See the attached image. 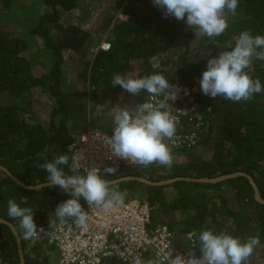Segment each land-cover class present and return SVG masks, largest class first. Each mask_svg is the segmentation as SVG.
<instances>
[{
    "label": "trees",
    "instance_id": "trees-1",
    "mask_svg": "<svg viewBox=\"0 0 264 264\" xmlns=\"http://www.w3.org/2000/svg\"><path fill=\"white\" fill-rule=\"evenodd\" d=\"M84 0H38L42 10L29 12L26 18H35L34 25L27 32L2 24L4 16L11 18L14 12L28 10L26 0H0V164L7 167L14 175L28 185L47 183L48 173L38 168L39 164L62 154L71 156L68 147L73 137L66 125L71 116L80 117L86 110V93L73 90L65 91L63 69L66 55L80 53L93 45L97 38L89 30L75 23H65L64 15L76 10ZM34 2V1H33ZM128 4H131L128 8ZM109 8L106 26L110 27L111 38L108 49L92 51L90 63L80 73V79L89 83V87L101 88L113 98L122 89L111 86L115 74L124 73L136 65L141 70L134 78H141L161 71L153 69L149 60L152 56L162 59L172 50L179 53L177 59L163 72L170 85L176 83L198 89L197 97L203 104L205 131L200 143L212 149L213 158L209 161L189 162L186 172H170L169 179L190 177L196 179L216 178L219 176L245 172L253 176L261 196L264 198V91L254 94L249 101L233 102L222 97L211 98L201 91L200 80L207 68V62L213 56L190 59L191 41L196 34L184 21L173 16L165 18L164 13L154 5L153 0H113ZM118 14L126 16L122 19ZM2 18V19H1ZM228 28L217 37H199L204 43L223 51L241 32L251 30V34L264 35V0H239L236 14L226 16ZM36 37L49 54L50 68L47 73H39L31 54L30 37ZM264 61L254 59L246 69L253 77L261 81L264 89ZM162 72V73H163ZM49 94L54 108L47 125L32 124L29 116L33 108L30 94L34 90ZM148 94L141 91L139 95ZM4 97L13 98L9 103ZM211 107L210 109H208ZM199 143V144H200ZM198 144V145H199ZM48 151L44 152L45 148ZM193 150V149H192ZM191 150V151H192ZM186 152H189L185 150ZM180 166V165H179ZM177 166V167H179ZM66 174H72L69 166H61ZM149 170L128 172L116 169L114 174H102L107 181L126 176H147L158 182L165 179L155 178L156 167ZM120 170V171H119ZM193 173L189 174L190 171ZM80 175H84L79 172ZM185 185L180 205L197 207L189 221L186 231L196 229L200 234L205 228L216 233H227L242 241L251 236H259L260 245L256 247L248 264H253L261 252L257 264H264V205L258 204L253 196V189L244 177L218 184H203L181 181ZM226 185L233 195L234 205L227 204L226 197H216L208 193ZM110 190H116L122 197L135 198L138 190H143L144 197L153 213L162 208V217L168 206L179 208L174 202L165 203L164 187L146 186L134 181L121 182ZM27 197L26 207L34 212L37 226L49 225L59 220L55 214L57 205L72 198L58 186L47 187L40 191L27 190L14 182L7 174L0 171V217L7 219L19 231L24 248L26 264H49L35 243L23 238L19 220L8 216L7 201ZM84 206V200L81 199ZM220 202V203H219ZM184 236V235H183ZM182 236V237H183ZM47 244L46 242L42 241ZM0 264H20L16 239L11 229L0 223Z\"/></svg>",
    "mask_w": 264,
    "mask_h": 264
},
{
    "label": "clouds",
    "instance_id": "clouds-1",
    "mask_svg": "<svg viewBox=\"0 0 264 264\" xmlns=\"http://www.w3.org/2000/svg\"><path fill=\"white\" fill-rule=\"evenodd\" d=\"M155 6L163 11L165 18L173 16L177 20L184 21L192 28L196 37H217L228 28L226 13L236 14L239 0H153ZM235 39V45L231 42L226 46L230 50L222 51L218 57L208 60L207 68L202 73L200 80L201 91L211 98L222 97L225 100L239 102L249 101L254 94L264 91L261 81L253 79L246 69L250 68L254 59L264 61V35L251 34V30L241 32ZM153 69L160 67L157 56L149 60ZM264 67V65H261ZM111 86H119L133 95H139L146 91L149 98L140 103L135 110L122 109L114 117V127L107 143L114 156L125 159L136 165L148 166L159 163L171 168L173 163L172 149L168 141L176 137L179 117L173 115L168 108V101L176 99L173 87L163 74H153L141 78L133 75L115 74ZM164 99L152 102L154 97L161 96ZM209 107L208 109H210ZM180 115H187L181 111ZM82 133V132H81ZM73 137V136H72ZM48 151L46 147L41 155ZM71 151V145L69 146ZM69 156L62 154L51 161H45L38 168L45 170L47 186L59 187L72 198L60 202L55 208V215L61 223L66 218H71L77 226H85L88 219L87 212L81 204L83 199L87 205L105 204L110 206L114 201L119 202L121 193L110 190L109 181L104 179L99 170L86 169V175H80L79 160L82 155L73 154L69 165ZM62 165L69 166L72 174H66ZM116 169L108 167L104 169L106 174H114ZM28 198L22 197L19 202L16 199L7 201L8 216L19 220L23 230V238L31 239L37 236V225L34 221V212L31 207H26ZM50 236L54 239L55 222L49 221ZM43 231V228H39ZM201 255L194 253L187 258L177 254L170 258L169 264H248L257 246L260 245L259 236H251L241 240L224 232L216 233L213 229L205 228L199 235ZM172 255V254H171ZM170 255V257H171ZM135 264H155V261L142 262L137 259Z\"/></svg>",
    "mask_w": 264,
    "mask_h": 264
},
{
    "label": "built area",
    "instance_id": "built-area-1",
    "mask_svg": "<svg viewBox=\"0 0 264 264\" xmlns=\"http://www.w3.org/2000/svg\"><path fill=\"white\" fill-rule=\"evenodd\" d=\"M173 86L176 99L168 101L167 110L179 117V124L174 143H168L172 150H192L201 142V134L205 131L204 106L197 97V88L179 83ZM148 98L149 94H145L142 103ZM163 99L162 94L154 97L152 102L155 104ZM181 111L187 115H180ZM113 127V123L105 130L89 125L73 136L70 153L83 156L78 163L84 175L89 168L99 170L102 175L108 167L124 171L143 167L113 155L105 143L106 138L111 137ZM83 207L88 215L85 226H77L71 218H66L63 223L57 220L54 221V239L50 236L52 229L47 225L37 226V236L28 240L33 243L44 241L56 247L58 264H107L109 259L120 264H135L137 259L169 264L170 258L177 254L186 258L193 253L197 257L201 255L198 232L190 231L176 240V232L170 224L158 221L150 205L140 197L121 196L119 202L114 201L107 207L100 204L89 208L84 201Z\"/></svg>",
    "mask_w": 264,
    "mask_h": 264
},
{
    "label": "rangeland",
    "instance_id": "rangeland-1",
    "mask_svg": "<svg viewBox=\"0 0 264 264\" xmlns=\"http://www.w3.org/2000/svg\"><path fill=\"white\" fill-rule=\"evenodd\" d=\"M34 1V2H33ZM38 0H26L28 5V10L21 12H14L11 15V18L8 19L4 16V22L2 24L9 23L8 27H13L15 30L23 31L24 33L30 30L34 25L35 18H26L29 12H40L41 7L37 3ZM113 0H84L82 1L78 8L68 14L64 15L65 23H75L86 30H89L93 33L94 36L100 37L98 42L97 38H93V45L88 46L87 49L81 51L80 53H68L66 55V62L64 65L63 73V82L65 87L63 88L67 92H72L73 90H80L86 93L85 105L86 110L84 114L80 117L71 116L66 119V125L69 127V130L72 136H76L82 132L85 127L92 125L94 127L103 128L104 125L113 122L114 117L122 109H132L142 103L144 95H133L127 91L121 89L113 98L110 97V94L106 93L101 88L89 87V83H85L80 79L81 71L90 63L92 51H95L98 48L108 49L109 43L108 40L111 38L110 29L111 26H106L107 14L110 13L109 8L113 5ZM131 4H128L130 8ZM230 13H226V16H229ZM122 19H126V16L118 14ZM2 19V18H1ZM31 41V54L37 67L39 73H47L50 68L49 63V54L40 43L39 39L32 36L30 37ZM177 50H172L167 56L160 59V67L157 69L161 71V74L166 76L168 72H163L169 68V66L177 59L179 53ZM223 50L216 49L210 46L207 43H204L200 40L199 37H196L191 41V54L190 59L202 58L207 56L218 57ZM141 70V65H136L132 67L127 72L122 73V75H137ZM163 72V73H162ZM121 74V73H120ZM13 98L4 97L3 101L9 103ZM30 99L33 104V108L30 109V122L32 124H44L47 125L50 121V116L54 108L53 99L50 98L49 94L38 90H34L30 94ZM105 127V126H104ZM173 163L171 168L166 165H161L159 163H154L153 166L158 165L156 168L158 170V176L164 179L165 172L172 171L179 168L181 172H186L185 165L189 162H200V161H209L213 158V151L211 148L202 145L200 143L192 151H180L172 153ZM176 165H180L177 167ZM149 168V166H148ZM160 173V175H159ZM192 174L191 170L189 174ZM149 175V174H148ZM157 175V173H156ZM162 176V177H161ZM190 178V177H189ZM178 183V182H177ZM171 184L164 187V201L165 203L174 202L179 208H174L173 206H168L165 212V217H162V208L158 207L156 210V216L158 221L167 222L176 232L177 237L183 236L184 234L190 232L186 231L187 227L190 225L189 221L193 215V212L197 208L195 204L183 205L178 203L175 195L179 198L184 192L185 185L181 184ZM113 188V187H111ZM208 193L219 197H226L228 205H234L236 208L238 204L235 203L233 195L228 190L226 185L209 189ZM220 203V202H219ZM51 214H55L51 212ZM198 232L196 229L192 230ZM38 248H40L42 254L48 259L49 264H57L58 253L57 249L54 246H49L43 242H34ZM262 251L258 254L257 260L253 264H257V261L260 260ZM260 257V258H259ZM107 264H120L117 261L107 260Z\"/></svg>",
    "mask_w": 264,
    "mask_h": 264
},
{
    "label": "water",
    "instance_id": "water-1",
    "mask_svg": "<svg viewBox=\"0 0 264 264\" xmlns=\"http://www.w3.org/2000/svg\"><path fill=\"white\" fill-rule=\"evenodd\" d=\"M0 171L7 174L14 182H16L18 185H20L24 189L40 191V190H43L44 188L48 187L47 183H42L39 185H28L25 181L20 179L18 176L14 175L7 167H5L4 165H1V164H0ZM239 177H244L249 181V183L253 189V196H254L255 201L258 204L264 205V198L261 196L260 189H259L257 183L255 182V179L253 178V176H251L245 172H236L233 174H227V175L219 176L216 178H203V179H196V178H189V177H177V178L159 181V182L151 181L150 179L145 178V177L127 176V177L117 178V179H114L112 181H109V187L113 186V185H117L118 183L127 182V181H134V182L141 183V184H144L147 186H155V187L169 186L171 184H175V183L181 182V181L203 183V184H218V183H223V182H226L228 180L236 179ZM0 223L7 225L11 229V231H12V233L16 239V245H17V250L19 253L20 264H26L23 242H22V238H21L19 231L17 230L15 225L13 223H11L10 221H8L7 219L0 217Z\"/></svg>",
    "mask_w": 264,
    "mask_h": 264
},
{
    "label": "crops",
    "instance_id": "crops-1",
    "mask_svg": "<svg viewBox=\"0 0 264 264\" xmlns=\"http://www.w3.org/2000/svg\"><path fill=\"white\" fill-rule=\"evenodd\" d=\"M132 110H135V108L132 109ZM113 121H114V120H113ZM112 123H113V122H110L109 124L104 125L105 127L103 126V128H101V129H102V130L108 129V128L112 125ZM97 128H98V127H97ZM85 129H86V127H85ZM85 129H83L82 132H83ZM71 133H72V132H71ZM188 151H191V150H188ZM176 152H180V151L172 150V153H176ZM157 166H158V165H156L155 167H157ZM176 166H179V165H176ZM166 167H167V166H166ZM120 170H121V171H124V170H122V169H120ZM120 170H119V171H120ZM146 170H149V169H148V166H146V167L143 166L142 168H140V169H138V170H137V169H136V170H130V171H128V172H134V171H135V172L141 173V171H144V172H145ZM156 173H157V175H156ZM165 173H166V174H164V177H163V178H164L165 180H169V177H170V176H169V175H170V171L165 172ZM159 175H160V173H159ZM131 176H135V175H131ZM148 176H149V175L147 174V176H138V177H145V178H148ZM126 177H127V176H126ZM154 177H155V178H160V177L158 176V170H157V168H156V172H155V174H154ZM161 177H162V176H161ZM121 178H122V177H121ZM148 179H149V178H148ZM161 179H162V178H161ZM113 180H114V179H113ZM110 181H112V180H110ZM151 181H152V180H151ZM163 181H164V180H163ZM158 182H159V181H158ZM146 186H147V185H146ZM110 187H113V188H114V187H116V185H113V186H110ZM164 187H165V186H164ZM142 191H143V190H138L137 193H136V195L138 194V197H140V196H141V197H142V196L144 197V193H143ZM175 197H176V200H177V196H176V195H175ZM169 203H170V202H169ZM166 204H167V203H166ZM57 264H58V260H57Z\"/></svg>",
    "mask_w": 264,
    "mask_h": 264
}]
</instances>
